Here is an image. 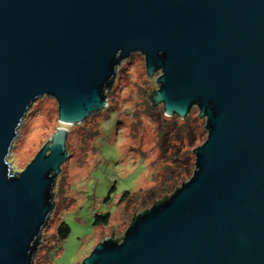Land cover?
Returning <instances> with one entry per match:
<instances>
[{"label": "water", "instance_id": "95a60500", "mask_svg": "<svg viewBox=\"0 0 264 264\" xmlns=\"http://www.w3.org/2000/svg\"><path fill=\"white\" fill-rule=\"evenodd\" d=\"M140 53L168 117L198 107L196 171L83 264H264V0H0V264H34L69 157L59 128L22 172L7 159L41 97L63 126L107 107Z\"/></svg>", "mask_w": 264, "mask_h": 264}, {"label": "rangeland", "instance_id": "374dc122", "mask_svg": "<svg viewBox=\"0 0 264 264\" xmlns=\"http://www.w3.org/2000/svg\"><path fill=\"white\" fill-rule=\"evenodd\" d=\"M160 74L150 78L142 54H133L118 66L106 90L107 107L78 125L59 123L57 102L51 97L37 99L28 110L7 159L12 172L25 170L62 127L68 131L69 154L54 180V207L40 235L34 264H83L105 239L124 238L134 217L144 210L143 203L151 202L155 193L148 190L156 183L150 164L156 156L159 111L151 109L148 99L159 88ZM192 112L196 116L200 110L193 107ZM137 113L140 117H135ZM138 135L141 144L134 140ZM153 168L158 173V166ZM126 191L133 195L140 191V197L120 203ZM102 213H111L106 227L94 225V215ZM62 221L71 227L64 242L57 240Z\"/></svg>", "mask_w": 264, "mask_h": 264}, {"label": "trees", "instance_id": "16d2710c", "mask_svg": "<svg viewBox=\"0 0 264 264\" xmlns=\"http://www.w3.org/2000/svg\"><path fill=\"white\" fill-rule=\"evenodd\" d=\"M155 92L153 91L148 99V105L151 109L154 111L158 109L159 111L158 119L155 116L156 125L159 128L155 138L157 146L156 156L151 161V168L149 167L153 176L152 179L156 184L148 191L154 192L155 194L151 202L143 203L141 208L144 210L139 212L134 219L148 212L153 206L168 200L183 184L189 181L196 171L194 150L207 138L206 121L204 118H200L199 114L195 116L192 110L187 114L185 119H181L177 115L168 117L165 115V110L153 102L152 96ZM135 117H140V114L137 113ZM99 127L101 130V124H99ZM134 140L138 144H141L143 138L138 135ZM157 166L159 169L158 173L153 168ZM136 193L138 194L133 195L132 192L126 191L122 195L120 203L126 202L132 196H136L138 199L140 197V191ZM110 198L111 196H108V200ZM150 206L152 207L149 208ZM94 217V225L106 227L110 222L111 213L95 214ZM70 233V225L66 221H62L57 230V240L64 242L68 239ZM114 240L120 242L123 238H115ZM39 241L40 238L38 239Z\"/></svg>", "mask_w": 264, "mask_h": 264}, {"label": "bare ground", "instance_id": "6f19581e", "mask_svg": "<svg viewBox=\"0 0 264 264\" xmlns=\"http://www.w3.org/2000/svg\"><path fill=\"white\" fill-rule=\"evenodd\" d=\"M159 72H161V71H159ZM156 73H158V72H156ZM156 73H155V74H156ZM147 75H148V74H147ZM161 75H162V72H161L160 76H161ZM160 76H159V77H160ZM153 77H154V76H153ZM153 77H150V78H153ZM157 80H158V79H157ZM157 80H156V82H157ZM157 84H158V83H157ZM110 87H111V86H110ZM205 121H206V120H205ZM203 143H204V142H203Z\"/></svg>", "mask_w": 264, "mask_h": 264}]
</instances>
